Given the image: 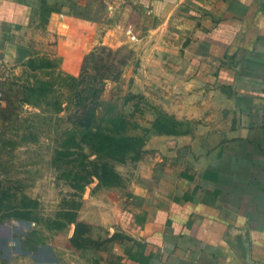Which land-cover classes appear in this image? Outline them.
<instances>
[{"label":"crops","instance_id":"crops-1","mask_svg":"<svg viewBox=\"0 0 264 264\" xmlns=\"http://www.w3.org/2000/svg\"><path fill=\"white\" fill-rule=\"evenodd\" d=\"M119 1L0 0V121L20 62L52 58L79 74L102 23L105 41L118 25L122 43L147 31L164 45L211 94L220 142L198 172L153 169L128 198L92 197L76 225L91 226L95 246L71 244L75 223L63 242L33 245L32 229L5 218L0 264H264V0Z\"/></svg>","mask_w":264,"mask_h":264},{"label":"rangeland","instance_id":"rangeland-1","mask_svg":"<svg viewBox=\"0 0 264 264\" xmlns=\"http://www.w3.org/2000/svg\"><path fill=\"white\" fill-rule=\"evenodd\" d=\"M104 25L95 29L101 42L83 57L79 74L76 65L73 75L62 61L45 57L20 62L13 76L9 72L20 87H6L10 105L1 113L0 214L14 211L0 222L15 217L21 228L32 229L33 245L50 238L63 242L75 223L71 244L95 246L91 226L76 225L92 197L128 198L153 169L198 172L201 153L220 142L214 137L219 127L209 119L216 117L211 94L188 82L168 61L164 45L147 31L129 32L122 43L118 25L105 41L110 31ZM24 56L18 53L19 60ZM113 71L118 78L104 79ZM96 83L103 89L97 123L85 129L78 123L93 118ZM107 137L120 142L108 150Z\"/></svg>","mask_w":264,"mask_h":264},{"label":"trees","instance_id":"trees-1","mask_svg":"<svg viewBox=\"0 0 264 264\" xmlns=\"http://www.w3.org/2000/svg\"><path fill=\"white\" fill-rule=\"evenodd\" d=\"M95 56H96V53H93V54L90 55V58H94ZM114 73H115V71H113V73H108V75L104 79H107V78H118L119 75H115ZM94 82H99V77L97 75L94 76ZM96 85H97V83L93 87L94 89H91V91H92V96H91V98H92V105H93V108H94L93 118L90 119L89 121H87V124L86 125L84 123H81V122L78 123V125L80 127L85 128V129H91V130H93L94 129V126L97 123L96 122V118H97V113H98V110H99V103H100V100H101V96L103 94V89L97 88ZM83 93H85V90L84 89L81 90V91H79L78 92V94H79L78 95V98L85 99V97L83 96ZM82 108H83V110H85V107H82ZM83 115H84V112H82L78 116V119L79 120H82ZM106 141L109 144V145H107L108 147H106V148H109L108 150H112V147H111V143L112 142H114V143L120 142L119 139L111 138V137H107L106 138ZM12 210H14V208Z\"/></svg>","mask_w":264,"mask_h":264}]
</instances>
